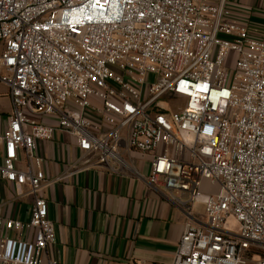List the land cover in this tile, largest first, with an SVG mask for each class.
Returning a JSON list of instances; mask_svg holds the SVG:
<instances>
[{"label":"built area","instance_id":"built-area-1","mask_svg":"<svg viewBox=\"0 0 264 264\" xmlns=\"http://www.w3.org/2000/svg\"><path fill=\"white\" fill-rule=\"evenodd\" d=\"M232 15L228 0H0V264H60L43 192L67 175L49 180L39 148L56 131L86 166L142 177L130 156H151L145 180L187 217L171 264H264V39ZM4 184L32 198L25 220L4 214Z\"/></svg>","mask_w":264,"mask_h":264},{"label":"crops","instance_id":"crops-1","mask_svg":"<svg viewBox=\"0 0 264 264\" xmlns=\"http://www.w3.org/2000/svg\"><path fill=\"white\" fill-rule=\"evenodd\" d=\"M228 2L232 18L247 24L254 37L264 39V0ZM0 95L4 99L0 115L7 117L12 104L9 88L2 83ZM39 148L49 180L67 175L43 192L48 218L56 229V242L49 250L53 260L60 264L172 263L187 217L165 198L162 187L150 186L145 180L150 175L151 156H130L139 177L86 166L74 139L60 131L52 141L40 142ZM12 191L4 184V214L23 221L32 198L13 202Z\"/></svg>","mask_w":264,"mask_h":264},{"label":"rangeland","instance_id":"rangeland-1","mask_svg":"<svg viewBox=\"0 0 264 264\" xmlns=\"http://www.w3.org/2000/svg\"><path fill=\"white\" fill-rule=\"evenodd\" d=\"M0 54H1V48H0ZM2 97H3V95H0V112H2L4 109V99ZM194 211L196 213L201 214L200 219L202 221H204V222L206 221L205 215L203 214V206L201 204H197L194 208ZM230 225H235L234 221H231Z\"/></svg>","mask_w":264,"mask_h":264}]
</instances>
